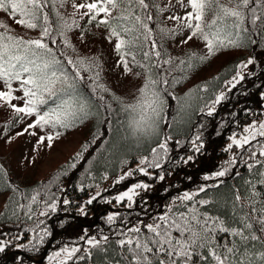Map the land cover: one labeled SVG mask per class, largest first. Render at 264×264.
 Wrapping results in <instances>:
<instances>
[{"label":"snow or ice","instance_id":"1","mask_svg":"<svg viewBox=\"0 0 264 264\" xmlns=\"http://www.w3.org/2000/svg\"><path fill=\"white\" fill-rule=\"evenodd\" d=\"M68 0H0V12L7 13L15 19L16 24L22 25L29 30H39V38L31 39L18 35H10L6 31H0V109H10L16 117L23 120L25 117L34 118L24 128L23 132L17 135H24L30 129L64 128L69 129L96 119L97 123L102 117L100 113L101 105L95 104L90 96L84 95L81 91L80 82L87 80L81 74L83 71H90L98 67L93 62L81 58L76 62L71 57L67 59V64L71 65L73 72L69 73L65 67V61L57 56L51 44H56L57 36L63 37V44L66 47L71 45L67 33L74 27H80L75 16L79 13L80 18L87 17V22L95 21L96 27L104 26L108 30L109 41L115 39L114 49L119 55L117 67H120L125 76H132L137 79L142 78L141 84L137 86V95L132 101L126 102L122 97L112 93L113 99L117 102L118 108L114 109L107 103L104 95H96V100L104 101L103 107L112 113H124L128 119L130 136L140 144L157 138L159 142L155 147L150 148L149 156H142L136 168L123 172L115 181L120 182L133 177L135 173L144 176H151L149 168L160 169L169 153V141L171 136L160 138V124L167 122L162 113L164 112L168 87L180 83V79L172 77L168 79L171 72L176 68L184 71V65L193 67L192 59L203 61L207 57H196L193 53L188 61L179 60L177 64L171 57L164 59L166 49L164 41L173 39L179 34L177 29L186 30L188 35L181 42L188 43L193 38L202 39L210 55H215L222 48L244 47L248 43L257 44L253 39V33L249 31L247 22L251 13L250 23L253 29H258L256 35H264V0H176L184 9V15L171 14L166 16V20L175 21L176 28L161 26L158 20L165 12L175 7L172 0L161 6L159 0H83L77 4L72 0L71 7L74 9L71 18H65L57 10L55 19H51L48 6L55 7L57 4L63 7ZM260 12H257V7ZM190 9V10H188ZM80 10H83L82 12ZM157 14L155 17L153 12ZM211 15V19H206ZM6 24H0V28H7ZM159 37V39H157ZM264 47V45H262ZM141 56L137 60V55ZM65 55L63 52L60 56ZM254 63L253 59L238 64V69L232 81L228 83L235 87L236 83L244 80L243 69ZM79 65V67H78ZM135 69H140L137 71ZM96 72L95 78H98ZM14 82L18 85L13 87ZM203 91H207V85L200 86ZM97 88L104 93L111 90L105 85L97 84L92 88L93 93ZM16 93H21L17 95ZM170 95V93H168ZM184 100L180 105V111L185 112L191 108L188 102L189 97L179 98ZM226 99L223 92L215 97L211 106L205 105L207 115L211 116L215 112V105ZM14 101L21 103H14ZM204 111V109H200ZM183 120V117H181ZM246 135L237 138L235 134L229 137L231 143L227 150L236 147L249 151V160L245 161L246 167L251 171L256 165L264 169V160L256 158L257 154L245 149L257 137H264V122L255 123L244 129ZM32 136L38 137V144L52 147L54 139L59 138L62 133L56 131L53 135H39L38 131H31ZM128 137L126 136L125 139ZM99 136L93 137L92 143ZM200 136L192 140V145L196 152L203 147L202 143H197ZM47 142V143H46ZM177 144L180 142L177 141ZM88 150V144L83 146V151ZM83 153H77L75 160L82 159ZM259 156L264 157V145L261 146ZM193 159L187 157V163ZM33 162L34 161H30ZM229 166H234L237 161L233 156L226 162ZM75 168L76 163L69 165ZM0 171H3L0 166ZM229 171L226 167L214 173L215 177H224ZM238 174V173H237ZM256 175L260 177L257 181L264 185V171L257 170ZM107 178L106 176L104 177ZM212 177L205 176L204 179ZM158 179L163 181L164 175H158ZM222 183V181H221ZM250 185V194L246 197L240 195L239 190H235V195L231 201V209L222 216H213L207 212H200L195 207H187L185 211L173 212L171 207L168 213L153 218L152 223L138 222L126 230L122 229L117 235L121 239L116 241L120 251L117 255L120 259L114 264H255L250 256L257 255L251 252L248 245L250 242H259L264 248V191H258L256 184L246 181ZM219 185L201 186L199 191L205 192L206 187H218ZM12 191H17L15 187L9 185ZM91 187V186H89ZM152 185L145 182L132 183L123 192H120L112 199H107L106 203H112L114 199L118 204L127 201V207L131 208L135 204L134 197L140 195V191H148ZM84 190L83 187L80 188ZM31 196V203L27 206L28 212L32 213L31 204L37 203V196ZM55 195V194H53ZM100 192L90 196L85 202L91 205L100 196ZM197 193L185 192L177 197L180 201H191ZM259 198V199H257ZM247 200V204L245 203ZM47 209L56 210L55 201L48 203ZM64 204L71 201L65 199ZM201 206L213 203L210 199L196 201ZM259 205V207L257 206ZM85 206L80 208L81 214L87 215ZM19 208L25 205L19 204ZM16 215V212H13ZM40 216H47L48 211L43 210ZM119 213H112L107 216V222H115ZM31 219V215L28 217ZM43 223V221H40ZM258 226V227H257ZM39 227V225H37ZM30 231L35 233V229ZM43 235L36 233L29 243L33 248L44 242L45 236L51 233L44 228ZM131 233V235H129ZM257 233H260L259 235ZM5 234L0 232V237ZM223 236V242L218 237ZM227 237L238 238L228 240ZM12 239H22L16 236ZM12 239L0 238V253L12 244ZM84 240V237H80ZM108 236L101 239L95 236L89 237L85 243L89 246L85 251L87 257L91 258L93 249L105 254V264H113L107 260L108 249L104 246L108 242ZM34 241V242H33ZM20 248H27L28 245H17ZM255 247V244H252ZM38 250V249H37ZM79 247H62L48 257L51 261L59 259V264H68L69 260L76 257L80 252ZM63 254V256H62ZM261 264H264V251L258 252ZM77 260H84L85 256L76 257Z\"/></svg>","mask_w":264,"mask_h":264},{"label":"trees","instance_id":"2","mask_svg":"<svg viewBox=\"0 0 264 264\" xmlns=\"http://www.w3.org/2000/svg\"><path fill=\"white\" fill-rule=\"evenodd\" d=\"M224 2L226 3L227 0ZM256 7L257 12H260V7ZM46 10H49L50 18L54 20L55 7L49 5ZM153 15L154 17L157 15L155 11ZM248 15L247 26L253 33L252 38L257 40V44L248 43L244 47L220 49V51L226 52L224 60L213 72H207L199 78L185 77L186 65L183 66L184 71L176 68L168 76L170 82L172 77H177L180 79V83L168 87L165 94L166 104L162 113L167 122L160 124L159 131L161 139L166 136H171L172 139L168 145L169 153L162 161L163 167L160 169L149 168L151 176H144L137 172L133 177L119 184L115 183L123 172L136 168L142 156H149L151 159L150 148L155 147L159 140L153 138L137 144L130 136L129 117L124 113L109 112L103 107L104 101L96 100V95H104L106 102L116 109L118 105L113 99L112 93L129 102L126 94L115 89L104 93L98 88L97 92L93 93V86L101 84V82L81 69V74L87 77L86 81L80 82L82 93L90 96L95 104L101 105V116L107 117V119H101L97 123L93 118L83 125L76 126L83 127V136L78 149L43 175H36L33 171L25 175L18 174L0 152V166L3 168V171H0V195L4 196V203L0 209V232L5 234L0 238L12 239L22 236V239L19 240L12 239V244L4 253H0V264H50L48 257L66 245L81 249L76 257L85 256L84 260H77L76 257H73L68 261V264H105L104 253L93 249L92 257L88 258L85 251L89 247L85 243L89 237L95 236L99 240L105 235L109 238L104 245L108 249L107 260L114 264L115 260L120 259L117 255L120 249L116 241L122 238L117 235L122 229L126 230L140 221L145 224L152 223L154 217L168 213L169 207L173 212L185 211L187 207H195L200 212L224 217L231 209L235 190H239L243 197L250 194L251 187L246 181L255 183L258 191H264V185L257 182L260 177L256 175L257 170L264 171V169L256 165L249 171L246 167L245 161L254 163V160L248 159L249 151L242 150L235 145L226 151L231 143L230 136L233 134L236 137L246 135L244 132L246 127L253 123L258 127L259 123L264 122V47H262L264 35L255 34L259 30L253 29L250 23L251 13ZM206 19L210 20L211 15ZM2 20L3 18L0 17V21ZM158 23L162 26L161 18ZM4 24L10 26L6 20ZM8 27L0 28V31L21 36ZM10 28L12 27L10 26ZM33 32H36L37 35H34ZM26 33L27 35L23 37L35 39L37 36L39 38V30L28 29ZM49 43L56 51L57 56L65 61L68 72L72 73L74 70L71 65L67 64V59L71 57L74 62L78 60L73 48L66 47L63 44V39L59 36H57L56 44H51L50 41ZM164 48L166 49L164 59L171 57L177 64L180 59L187 61L185 56L168 45L167 40L164 41ZM61 52L65 55L60 56ZM137 58L140 60L141 56L138 54ZM250 58L254 60V63L242 70L244 80L232 87V84L228 82L232 81L233 76L236 75L238 71L236 66ZM135 70L140 71V69ZM140 79L142 80V78ZM141 80L138 86L141 84ZM203 85H207V91L201 89L200 86ZM221 92L225 94L226 99L215 105L213 115H207L205 105L211 106L215 97ZM184 97H189L188 102L191 104V108L181 112L180 105L184 103V100L179 98ZM202 108L204 111H200ZM23 124L22 120L18 123L7 122V130L10 133L14 132L19 130ZM57 128L61 129L62 133L71 129ZM57 128L54 130L57 131ZM96 135L99 136V139L92 143L91 141ZM196 135L200 136L197 143L203 144L199 152H196L192 145V140ZM126 136L127 139H125ZM177 141L180 143L177 144ZM85 144H88L87 151H83ZM262 145H264V137L258 136L256 140L246 145L245 149H250L251 152L257 154L256 158L264 160V157L259 156ZM80 152L83 153V156L77 161L75 157ZM189 156H192L193 159L185 163L184 161ZM233 156L237 163L234 166H229L226 162ZM72 163H76L75 168L69 167ZM226 167L229 168V171L224 177L214 176V173ZM160 174L165 177L163 181L158 179ZM205 176L212 178L206 180ZM136 182H145L152 187L148 191L138 190L140 195L134 197L135 204L131 208L127 207V201L119 204L114 199L110 204L105 202ZM217 184L218 187H206L205 192L199 191L201 186ZM9 185L15 187L17 191H12ZM99 186L101 188L97 191ZM81 187L84 188L83 191L80 190ZM37 192L39 193L37 203L31 204L33 212L29 213L27 206L31 203V196L36 195ZM97 192H100L101 195L91 205L85 206V202L90 196ZM185 192L197 193V195L191 201L178 200L177 197L182 196ZM65 199L71 203L64 204ZM201 199H210L213 203L201 206L196 203ZM43 201H48V203L55 201L56 210L47 209V205ZM245 203L247 204V200ZM19 204H23L25 207L19 208ZM82 206H85L87 215L81 214ZM257 206L259 207V205ZM43 210L48 211L47 216L39 215ZM14 211L16 215H13ZM112 213L120 215L114 223L109 224L107 216ZM29 215H31V219L28 218ZM44 228H47L51 235L45 236L44 242L33 248L29 241L36 233L43 235L41 230ZM31 229H35V233L30 231ZM82 236L84 240L80 239ZM218 238L223 242V236ZM227 239H237L238 241V238L227 237ZM253 243L255 244L254 248L252 247ZM20 244H26L28 247H17ZM248 247L251 252L257 253L249 258L254 260L255 264H261L258 252L264 251V248L259 242H250ZM59 259L51 261V264H59Z\"/></svg>","mask_w":264,"mask_h":264},{"label":"rangeland","instance_id":"3","mask_svg":"<svg viewBox=\"0 0 264 264\" xmlns=\"http://www.w3.org/2000/svg\"><path fill=\"white\" fill-rule=\"evenodd\" d=\"M81 2H83V0H75V3L77 4ZM159 2L161 6H163L167 3V0H159ZM172 3L175 4V7L170 11L165 12L163 16L160 17L162 26L168 28H176V22L166 20V16L171 14L183 16L185 11L179 4H176V0H172ZM71 4L72 0H68V3L63 7L57 4L55 9L65 18L70 19L71 14L74 11ZM80 11L82 12L83 10ZM0 17L3 18V20L0 21V24H4V21L6 20L12 27H8L10 30L19 33L21 36L27 35L26 30L28 29L15 22V19L19 18L18 16L13 18L7 13L0 12ZM75 19L80 27H74L67 33L68 39L75 49V55L78 60L81 58L86 61L90 60L98 66L86 72H88L93 78L95 77L96 72H99L100 75L96 79H98L102 85L126 94L127 100L132 101L134 96L137 95V86L141 79H131L135 77L125 76L122 73L121 68L117 67L119 55L114 49L116 43L115 39L109 41L108 30L105 29L104 26L96 27L95 21L88 23L87 17L81 19L79 13H77ZM177 31L179 32L178 35L173 39L167 40L170 47L185 56L187 61L192 57L193 53L196 54V57H207L203 61L195 58L192 59V64L194 66L188 68L186 65L185 77L199 78L207 72L211 73L224 60L226 56L225 51L222 52L219 50L215 55H210L208 49L205 47V42L202 39L193 38V40L185 44L181 41L186 38L188 32L180 29H177ZM33 33L34 35H37L36 32ZM35 37L38 38L37 36ZM61 38L63 39V37ZM17 86L16 83L13 84V87ZM16 94L21 95V93ZM14 103L21 102L14 101ZM32 119L34 118L25 117L22 120L24 122L22 127H20L19 130L10 133L9 130H7V122L18 123L21 119L16 117L10 109H0V152L5 156L12 168L20 175H25L31 171L36 175L45 174L47 171L53 169L59 162L66 160L68 155L75 152L78 149L83 136V127L71 128L65 133H62L60 131L61 129L57 128V131L61 132L62 135L59 138L54 139L52 147L39 145L38 137L29 134L31 131H38L39 135H46L48 133L54 135L56 131L49 127L47 129H30L29 132L24 133L22 136L17 135V133L23 132L24 128L32 121ZM6 133L9 134L6 135ZM30 161H34V163ZM100 188L101 186L98 187L97 191H99ZM3 201L4 196L0 195V209L3 206Z\"/></svg>","mask_w":264,"mask_h":264}]
</instances>
